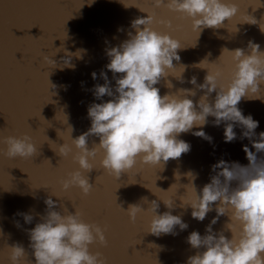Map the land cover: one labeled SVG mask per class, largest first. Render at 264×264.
<instances>
[{
  "label": "water",
  "instance_id": "95a60500",
  "mask_svg": "<svg viewBox=\"0 0 264 264\" xmlns=\"http://www.w3.org/2000/svg\"><path fill=\"white\" fill-rule=\"evenodd\" d=\"M225 2L236 3L240 9L238 15L229 23L225 21L224 28L205 29L199 38L191 30L189 21L166 8L155 9L157 19L170 21L172 29H176L158 24L154 26L156 30L171 32L186 47L179 51L181 60L174 61L177 68L171 72L172 76L156 85L162 96L181 88H194L176 78L190 80L196 76L198 83H203L208 69L219 66L227 70L231 64L230 51L247 50L249 41L259 44L264 51V31H261V28L264 30V0ZM139 8L151 11L150 0H0V138L27 134L38 147L37 155L29 160H10L0 154V264H9L6 243L9 246L20 243L31 251L25 229L34 227L39 215L44 213L43 200L51 191L40 187L60 193L69 212H75L74 203L87 222L107 226L108 246L95 244L90 250L101 252L108 264H186L187 258L195 255V250L186 242L187 236L192 231L205 234L216 213H209L199 222L191 217L190 207L185 211L179 205L191 198L193 185L199 191L210 182L211 166L221 159L242 165L249 163L243 151L244 145L251 148L249 140L225 143L223 125L213 126L214 118L210 117L202 130L213 137V142L191 133L181 134L179 138L190 143V152L170 160L164 169L138 164L117 180L99 169L102 154L98 153L94 161L97 169L88 173L89 182L94 184L93 191L86 197L75 187L68 193L60 192L58 180L66 178L78 165L72 162L71 156L63 159L57 153L64 142H71L70 126L74 129L73 138L90 128L88 106L102 102L95 100L92 92L95 84L104 83L99 75L101 70L107 71L112 80V73L105 67L109 62L106 49L128 39L129 31L134 33L131 21L147 15ZM121 28L123 31H119ZM225 48L229 51H223ZM66 54L72 55L71 63L62 66L61 58ZM94 71L96 80L91 75ZM168 82L173 85L171 89L167 87ZM112 84L115 85L114 80ZM202 95L203 92L197 91V96L190 98L196 102ZM249 98L242 99L239 107L244 115L251 114L259 121L256 129L259 133L264 131V86ZM235 131L239 137L241 130ZM93 141L99 143L98 138L91 137L89 148ZM0 148L6 150V145L0 143ZM144 197L148 203L143 202ZM152 200L160 203V213L168 210L163 201H174L177 207L172 214L183 212L182 219L189 225L188 229L177 228V236L145 234V214H139L137 223L131 224L119 206L127 210L130 204H140L146 210ZM17 212L33 214V223L25 224L21 216L15 215ZM229 222L227 216H222L213 228L219 231ZM225 235L231 238V231L226 230ZM27 260L28 257L25 264Z\"/></svg>",
  "mask_w": 264,
  "mask_h": 264
},
{
  "label": "clouds",
  "instance_id": "9594fccd",
  "mask_svg": "<svg viewBox=\"0 0 264 264\" xmlns=\"http://www.w3.org/2000/svg\"><path fill=\"white\" fill-rule=\"evenodd\" d=\"M150 5L151 11L139 8L142 13H147L145 17L131 21L134 33L129 31L128 39L106 49L109 62L105 67L112 73L115 85L102 69L99 75L104 83H97L92 89L95 100L102 102H93L87 109L90 128L73 138L74 129L70 126L71 142H64L56 152L63 159L71 156L72 162L78 165L76 170L67 173L66 178L58 180L60 192L68 193L75 187L86 197L93 191L94 184L89 182L88 173L97 169L94 161L98 153L102 154L99 169L117 180L138 164L164 169L170 160L190 152L191 145L179 138L181 134L191 133L213 142V137L202 129L210 117L214 118L213 126L223 125L225 143L249 140L251 148L243 146L249 163L242 165L221 159L211 166L209 183L199 191L192 184L191 198L186 203L182 201L179 207L185 211L190 207L191 217L199 222L213 211L216 216L206 226L205 234L192 231L187 236L186 242L195 250V255L189 256L186 264H264V155H261L264 154V131L257 133L259 121L251 114L244 115L239 107L242 99H250L264 86V51L260 50L259 44L249 41L247 50L230 51L231 64L227 70L219 66L208 69L203 83H198L196 76L190 80L181 76L176 78L181 84L190 83L194 88H181L162 96L156 85L177 68L174 61L181 60L179 51L186 47L171 32L156 30L155 25L172 29V24L157 19L155 9L166 8L180 19L189 21L198 38L205 29L226 27L225 21L229 23L240 9L236 3L225 0H150ZM261 31L264 30L261 28ZM45 59L49 57L45 56ZM61 59L62 66H68L72 55L66 54ZM50 62L57 65L52 58ZM91 75L93 80L97 79L95 71ZM167 87H173L171 82ZM197 91L203 95L194 102L190 97H196ZM105 97L109 99L104 100ZM194 128L201 130L193 131ZM236 128L241 130L239 137ZM91 137L98 138L99 143L93 141L89 148ZM0 143L6 145V150L0 148V154L10 160H29L38 153L33 138L27 134L2 137ZM40 188L51 191L43 200L44 213L39 215L34 227L25 229L31 251L20 243L11 246L6 243L9 264H25L26 257L27 264H108L101 252L90 250L95 244L108 246L107 226L87 222L74 203L75 212H69L60 193L49 187ZM143 202L148 203L147 197ZM163 203L168 209L163 213L158 211L160 203L157 200H152L146 210L140 204H130L127 210L119 206L127 213L131 224L137 223L139 214H145V234L177 236V228L187 230L189 225L182 219L184 213L172 214L177 207L174 201ZM15 215L21 216L28 225L35 219L30 212ZM222 216H227L230 222L224 229L215 231L213 226ZM16 227H21L19 221ZM226 230L231 231V238L225 235Z\"/></svg>",
  "mask_w": 264,
  "mask_h": 264
}]
</instances>
